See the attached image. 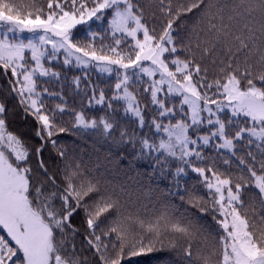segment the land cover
<instances>
[{"label": "snow or ice", "instance_id": "snow-or-ice-1", "mask_svg": "<svg viewBox=\"0 0 264 264\" xmlns=\"http://www.w3.org/2000/svg\"><path fill=\"white\" fill-rule=\"evenodd\" d=\"M166 251L264 264V0H0V264Z\"/></svg>", "mask_w": 264, "mask_h": 264}, {"label": "trees", "instance_id": "trees-1", "mask_svg": "<svg viewBox=\"0 0 264 264\" xmlns=\"http://www.w3.org/2000/svg\"><path fill=\"white\" fill-rule=\"evenodd\" d=\"M91 144L85 145V151L87 149L92 148ZM108 146L101 142L98 146H96L95 151L102 157H108L113 161V164L119 165L121 162L115 159L114 152H110L107 150ZM136 260L142 261L143 264H172L173 253L166 252H154L147 256L136 257Z\"/></svg>", "mask_w": 264, "mask_h": 264}]
</instances>
